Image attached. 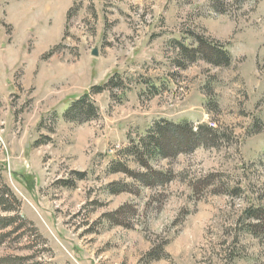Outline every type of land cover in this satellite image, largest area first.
Masks as SVG:
<instances>
[{
    "label": "rangeland",
    "instance_id": "1",
    "mask_svg": "<svg viewBox=\"0 0 264 264\" xmlns=\"http://www.w3.org/2000/svg\"><path fill=\"white\" fill-rule=\"evenodd\" d=\"M0 264H264V0H0Z\"/></svg>",
    "mask_w": 264,
    "mask_h": 264
},
{
    "label": "water",
    "instance_id": "2",
    "mask_svg": "<svg viewBox=\"0 0 264 264\" xmlns=\"http://www.w3.org/2000/svg\"><path fill=\"white\" fill-rule=\"evenodd\" d=\"M93 55H95V56H96V55H97V52H96V51H94V52H93Z\"/></svg>",
    "mask_w": 264,
    "mask_h": 264
},
{
    "label": "trees",
    "instance_id": "3",
    "mask_svg": "<svg viewBox=\"0 0 264 264\" xmlns=\"http://www.w3.org/2000/svg\"><path fill=\"white\" fill-rule=\"evenodd\" d=\"M222 55V54H221ZM224 55V54H223ZM199 135V134H198ZM198 135H196V136H198Z\"/></svg>",
    "mask_w": 264,
    "mask_h": 264
}]
</instances>
